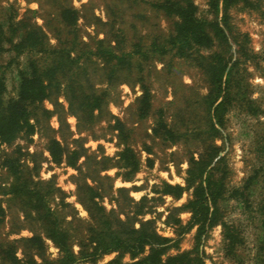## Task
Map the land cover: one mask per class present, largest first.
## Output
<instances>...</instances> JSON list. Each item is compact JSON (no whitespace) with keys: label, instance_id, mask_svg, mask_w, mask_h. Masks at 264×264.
<instances>
[{"label":"rangeland","instance_id":"374dc122","mask_svg":"<svg viewBox=\"0 0 264 264\" xmlns=\"http://www.w3.org/2000/svg\"><path fill=\"white\" fill-rule=\"evenodd\" d=\"M192 1L199 18H223L222 0L219 11L212 0ZM158 2L0 0L6 30L0 106L18 99L21 72H35L47 88V97L26 109L30 127L0 143V264H61L62 254L45 234V224L61 230L78 256L82 247L95 246L92 237L100 234L106 241L147 222V230L170 240L166 257L196 250L205 264H256L262 235L254 208L264 193V114L246 113L235 104L217 137L211 136L204 100L209 83L195 55L154 52L167 44L177 21L154 7ZM65 9L77 12L74 25L64 24ZM12 19L24 21L16 33L7 28ZM225 22L232 62L237 43L253 56L246 64L252 98L264 110V0L230 3ZM25 26L39 27L52 49L62 42L71 56L17 54L10 41ZM122 53L131 54L117 58ZM212 140L220 147L213 162L220 159L214 174L224 188L220 219L236 236L239 231L238 248L226 246L220 224L198 234L187 205L193 197L187 171L193 160H208ZM250 177L257 179L246 186ZM166 184L185 190L177 198L165 193ZM34 237L41 242H32ZM149 248L134 259L121 250L85 264H131Z\"/></svg>","mask_w":264,"mask_h":264},{"label":"trees","instance_id":"16d2710c","mask_svg":"<svg viewBox=\"0 0 264 264\" xmlns=\"http://www.w3.org/2000/svg\"><path fill=\"white\" fill-rule=\"evenodd\" d=\"M219 1L212 0L219 11ZM236 0H222L223 2V18L221 21H208L197 16V7L192 0H160L154 5L160 12L166 16L177 18L173 24L172 33L167 40V44L160 49L154 48V52L166 54L174 52L177 58H190L198 61V65L205 72L209 90L204 96L206 105L209 108L210 114V129L212 137H217L219 130L224 127L226 115L231 108L237 104L240 109L246 113L260 116L264 114L259 102L252 98L253 91L251 89L250 77L251 74L247 71L246 64L253 59L245 47L243 48L237 43V59L232 62L229 52L232 50L229 37L226 33L228 26L225 22L226 12L230 3ZM246 0H237V4ZM77 12L73 9H65L61 12V18L66 26L77 22ZM66 16L68 18L66 19ZM64 18L66 20H64ZM72 20V22L69 20ZM24 21L15 22L10 20L7 28L14 33L20 29ZM74 25V24H73ZM22 34H17L14 41H10L13 49L17 54L22 53H48V54H66L71 56L69 48L63 46L59 42L58 48L52 49L48 44L47 36L39 27H24ZM4 24L0 22V48L6 36ZM207 51V55L201 54L200 51ZM226 51V54L224 53ZM131 53H122L117 58L122 59L124 56H130ZM261 60L264 63V48L261 54ZM34 61H29L28 68L32 67ZM37 69V68H36ZM241 72V75H240ZM245 75L247 76L246 78ZM237 77V78H236ZM18 99L12 100L6 106H0V143L10 142L17 138L25 126L30 127L28 119L29 105L37 102H42L47 97V88L44 80L36 74H26L21 72V81L18 92ZM148 92H145L147 96ZM243 107V108H242ZM164 127V126H163ZM170 135H173L170 129H167ZM209 151L204 157H200L198 161L193 160L187 171V188H193V197L188 202V207L192 213V221L198 226V234L217 224L223 227V237L226 246L235 248L241 242V236L237 230V236L234 233V228L224 220L220 219L218 201L221 200L224 194V188L221 179L215 178L214 170L220 161L213 164L218 157L220 147L215 144V141L208 145ZM129 151V149L125 150ZM51 155L55 161H61V158H56L53 151ZM70 164V162H68ZM72 165V164H71ZM256 177H250L246 186H250ZM219 185L220 189L215 186ZM245 188V187H244ZM185 189L179 185L171 186L166 184L167 194H173L179 198ZM241 202L247 203V198L243 193L238 196ZM256 221L261 232L260 246L256 254V264H264V193L259 201L255 204ZM91 218L92 216V211ZM149 222L141 225L140 229H134L129 232H121L115 234L105 241V238L100 239V234L92 237L91 240L95 246L89 250H84V247L77 256L71 248H69L66 235L56 228L43 225V230L48 238H50L62 254L61 264H85L95 263V260L103 254L127 251L133 255V259L145 253V248L149 246V253L138 261L131 264H205L204 258L196 250L183 252L175 256H167V244L170 242L167 238L157 235L155 232H150L146 229ZM95 239V240H93ZM39 237H34L31 241H39ZM41 242V240H40ZM43 245V242H42ZM91 251V252H89ZM166 257V258H164ZM109 264H121L117 260ZM237 264H243L239 261Z\"/></svg>","mask_w":264,"mask_h":264}]
</instances>
